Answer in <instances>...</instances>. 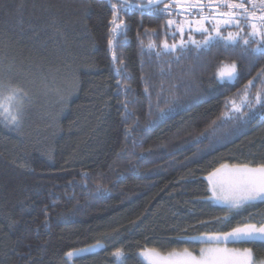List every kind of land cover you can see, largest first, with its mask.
Masks as SVG:
<instances>
[{
  "label": "trees",
  "instance_id": "trees-1",
  "mask_svg": "<svg viewBox=\"0 0 264 264\" xmlns=\"http://www.w3.org/2000/svg\"><path fill=\"white\" fill-rule=\"evenodd\" d=\"M86 6L82 19V0H0V74L22 83L32 98L20 135L0 127V264H115L111 252L118 247L125 264H143L137 253L144 247L199 250V243L176 237L184 227L198 235L189 226L200 219L213 221L204 230L228 231L247 216L215 223L223 213L202 199L203 178L221 163L264 162V118L221 122L225 99L264 69V57L251 65L228 57L240 68L235 86L215 84V66L225 59L216 48L169 68L168 57L141 56L137 40L145 28L159 33L164 21L145 14L141 26L132 9L120 49L130 84L125 97L107 54L111 8L107 0ZM68 64L80 68V89L53 136L46 122L55 97L45 95V85L60 86ZM253 215L264 218V204ZM108 236L115 239L105 248L67 260L66 252ZM254 251L264 259V245Z\"/></svg>",
  "mask_w": 264,
  "mask_h": 264
},
{
  "label": "snow or ice",
  "instance_id": "snow-or-ice-1",
  "mask_svg": "<svg viewBox=\"0 0 264 264\" xmlns=\"http://www.w3.org/2000/svg\"><path fill=\"white\" fill-rule=\"evenodd\" d=\"M107 3L111 8V18L107 21V54L110 56L116 78V91L123 90L125 97L130 84L125 83L128 76L120 49L127 41L128 24L125 16L132 9L139 10L141 26L145 14L164 21L159 25V33L156 28H145L143 34L137 32V40L141 56L147 55L151 60L154 55L157 61L168 57L169 68L173 62L179 63L190 55L198 59L216 48L222 52L225 59L219 60L215 66V84L235 86L240 79V68L236 59L228 57L239 56L240 59H246L249 65L258 57H264V0H107ZM86 5L87 0H82V19L87 14ZM161 34L163 39L157 44L156 39ZM144 37L147 38V44ZM141 80H145L143 75ZM45 88V95L52 93L55 97L53 107L56 110L49 113L46 122V129H52V135L55 136L62 130L61 114L69 107L72 96L79 92L80 68L66 65L61 85H45ZM253 88L256 89L254 96ZM144 93L150 100L151 91L147 83ZM31 100L22 83L0 74V127L20 135ZM120 103L125 110L123 114L129 115V101L125 98ZM160 115H164L163 110ZM257 116L264 118V69L248 79L243 88L231 98L225 99L221 122L231 121L238 126L249 123ZM212 123L215 124V121ZM48 155L50 157V153ZM22 166H27V160ZM81 176L86 178L87 174L82 173ZM203 179L207 181L208 194L202 199L223 213L222 216L214 218L215 222L229 224L236 217L247 213L245 219L238 221L237 225L228 231L204 230L213 223L204 219L189 226L197 230L198 235H188V227L182 228L184 235L177 236L176 239L199 243L201 247L198 255L190 247L174 249L167 254H163L156 247H144L137 255L145 264H264V259H257L254 251L257 244L264 245V218L256 220L253 215V210L264 204V162L221 163ZM45 216L47 223V211ZM113 239L115 237L108 236L86 247L70 250L65 256L68 261H72L96 249L105 248ZM111 256L115 264H125L127 259L126 251L122 247L115 248Z\"/></svg>",
  "mask_w": 264,
  "mask_h": 264
},
{
  "label": "rangeland",
  "instance_id": "rangeland-1",
  "mask_svg": "<svg viewBox=\"0 0 264 264\" xmlns=\"http://www.w3.org/2000/svg\"><path fill=\"white\" fill-rule=\"evenodd\" d=\"M177 11H180L179 9H176ZM177 19H180L179 17H177ZM182 19V18H181ZM226 34V33H225ZM207 176V175H206ZM255 219H257V218H255ZM215 223H217V222H215ZM219 224V223H218ZM234 245H229V247H233ZM236 247H240L239 245H235ZM197 255L199 254V250H197L196 252H195ZM164 254V253H163ZM139 257V256H138ZM140 258V257H139ZM140 260L142 261V263L143 264H145V262H143V260H142V258H140Z\"/></svg>",
  "mask_w": 264,
  "mask_h": 264
},
{
  "label": "water",
  "instance_id": "water-1",
  "mask_svg": "<svg viewBox=\"0 0 264 264\" xmlns=\"http://www.w3.org/2000/svg\"><path fill=\"white\" fill-rule=\"evenodd\" d=\"M99 250H101V249H96L95 251H93V252H91V253H94V252L99 251ZM91 253H87V254H85V255H88V254H91ZM85 255H84V256H85Z\"/></svg>",
  "mask_w": 264,
  "mask_h": 264
},
{
  "label": "flooded vegetation",
  "instance_id": "flooded-vegetation-1",
  "mask_svg": "<svg viewBox=\"0 0 264 264\" xmlns=\"http://www.w3.org/2000/svg\"><path fill=\"white\" fill-rule=\"evenodd\" d=\"M180 11H182L181 9H179ZM177 11V10H176ZM180 19L182 18V17H179Z\"/></svg>",
  "mask_w": 264,
  "mask_h": 264
}]
</instances>
